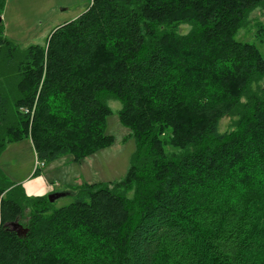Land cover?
Masks as SVG:
<instances>
[{
    "label": "trees",
    "instance_id": "obj_1",
    "mask_svg": "<svg viewBox=\"0 0 264 264\" xmlns=\"http://www.w3.org/2000/svg\"><path fill=\"white\" fill-rule=\"evenodd\" d=\"M256 8L89 0L26 48L0 28V153L29 136L43 164L89 154L108 99L136 142L125 177L59 207L0 175V264H264V55L239 37Z\"/></svg>",
    "mask_w": 264,
    "mask_h": 264
},
{
    "label": "rangeland",
    "instance_id": "obj_2",
    "mask_svg": "<svg viewBox=\"0 0 264 264\" xmlns=\"http://www.w3.org/2000/svg\"><path fill=\"white\" fill-rule=\"evenodd\" d=\"M2 3L0 28L4 36L18 47L26 48L33 44L43 45L57 25L71 21L85 11L89 0H2ZM256 22H264L262 8L249 14L239 37L254 43L264 55V38L256 40L253 37ZM183 27L186 31L187 27ZM107 103L111 112L105 117L104 134L110 141L105 146L79 158L70 153L60 156L41 165L32 175L36 157L29 137L8 142L0 153L2 183L20 184L26 195L39 196H48L49 191L58 189L53 186L60 185L67 188V192L52 201L54 207H59L75 199L74 193L70 192H77L80 185L114 182L125 177L136 151V142L129 127L118 117L120 102L108 99ZM228 126V117L222 118L219 130L225 131Z\"/></svg>",
    "mask_w": 264,
    "mask_h": 264
},
{
    "label": "water",
    "instance_id": "obj_3",
    "mask_svg": "<svg viewBox=\"0 0 264 264\" xmlns=\"http://www.w3.org/2000/svg\"><path fill=\"white\" fill-rule=\"evenodd\" d=\"M0 22H1V17H0ZM65 195V192H55V193H52V194H49L47 196L48 200L50 202L54 201L55 199L61 197V196H64ZM10 226H11V230L15 231L18 235L19 234H24L26 232V228L23 227L21 224H19L17 221H13L10 223Z\"/></svg>",
    "mask_w": 264,
    "mask_h": 264
},
{
    "label": "crops",
    "instance_id": "obj_4",
    "mask_svg": "<svg viewBox=\"0 0 264 264\" xmlns=\"http://www.w3.org/2000/svg\"><path fill=\"white\" fill-rule=\"evenodd\" d=\"M29 137V136H28ZM30 140V139H29ZM31 142V141H30ZM34 154H35V152H34ZM35 157H36V155H35ZM45 165V163L43 164V166ZM40 168H36V170H35V166H34V170H33V172H32V175H34V174H36L37 172H38V170H39ZM56 179H54V181H55ZM54 181H52L53 183H54ZM53 187H58V189H54V190H51V191H49V194H52V193H55V192H65V194H66V192L67 191H65V190H67V188H61L60 187V185H58V186H53ZM69 192V191H68ZM70 193H73V192H70ZM48 194V195H49ZM27 196H39V195H29V194H27ZM43 196V195H42ZM47 196V195H46Z\"/></svg>",
    "mask_w": 264,
    "mask_h": 264
},
{
    "label": "bare ground",
    "instance_id": "obj_5",
    "mask_svg": "<svg viewBox=\"0 0 264 264\" xmlns=\"http://www.w3.org/2000/svg\"><path fill=\"white\" fill-rule=\"evenodd\" d=\"M41 165H43V162L38 161V160L36 159V162H35V169H36V168H39Z\"/></svg>",
    "mask_w": 264,
    "mask_h": 264
}]
</instances>
